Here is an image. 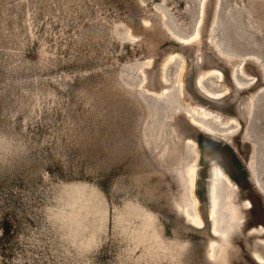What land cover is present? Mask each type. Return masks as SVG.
I'll return each instance as SVG.
<instances>
[{
	"label": "rangeland",
	"instance_id": "rangeland-1",
	"mask_svg": "<svg viewBox=\"0 0 264 264\" xmlns=\"http://www.w3.org/2000/svg\"><path fill=\"white\" fill-rule=\"evenodd\" d=\"M0 264H264V0H0Z\"/></svg>",
	"mask_w": 264,
	"mask_h": 264
}]
</instances>
